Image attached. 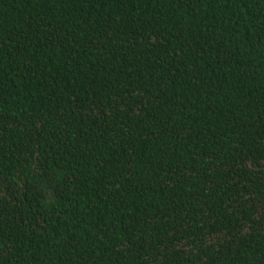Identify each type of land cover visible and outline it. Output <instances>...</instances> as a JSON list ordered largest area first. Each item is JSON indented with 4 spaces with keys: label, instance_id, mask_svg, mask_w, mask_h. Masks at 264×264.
I'll list each match as a JSON object with an SVG mask.
<instances>
[{
    "label": "trees",
    "instance_id": "obj_1",
    "mask_svg": "<svg viewBox=\"0 0 264 264\" xmlns=\"http://www.w3.org/2000/svg\"><path fill=\"white\" fill-rule=\"evenodd\" d=\"M0 264H264V0H0Z\"/></svg>",
    "mask_w": 264,
    "mask_h": 264
}]
</instances>
